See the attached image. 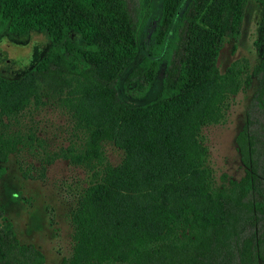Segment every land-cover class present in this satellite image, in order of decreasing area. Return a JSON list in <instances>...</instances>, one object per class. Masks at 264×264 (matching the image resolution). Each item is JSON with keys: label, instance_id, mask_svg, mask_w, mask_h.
<instances>
[{"label": "trees", "instance_id": "trees-1", "mask_svg": "<svg viewBox=\"0 0 264 264\" xmlns=\"http://www.w3.org/2000/svg\"><path fill=\"white\" fill-rule=\"evenodd\" d=\"M248 0H160L154 25L141 33L148 12H140L134 0H0V38L21 44L30 34L45 38L44 52L27 72L38 97L52 96L68 88L71 76L94 80L111 105L106 123L87 139L79 153L68 150L75 163L90 165L98 149L113 141L119 123L132 122L138 111L153 103L176 119L194 106L192 95L202 94L221 74L216 59L223 42L239 32ZM264 8V0H253ZM150 10V11H149ZM6 51L0 58V80L9 75ZM120 72L103 76L108 65ZM3 66V67H2ZM163 66L156 82L155 74ZM27 67V66H26ZM255 78L244 125L235 135L243 175L234 179L220 173L206 183V208L219 218L203 217L190 210L180 217H164L161 233L137 237L121 250V240L109 237L105 246L87 235L83 213L107 199L109 187L94 183L83 190L70 213L73 226L71 253L59 264H259L264 262V60L230 88L236 93ZM157 83L153 98H142ZM41 93V92H40ZM142 98L141 100H135ZM18 140L0 131V162L18 150ZM22 175H27L22 171ZM0 264H45L34 244L21 241L0 203Z\"/></svg>", "mask_w": 264, "mask_h": 264}, {"label": "rangeland", "instance_id": "rangeland-1", "mask_svg": "<svg viewBox=\"0 0 264 264\" xmlns=\"http://www.w3.org/2000/svg\"><path fill=\"white\" fill-rule=\"evenodd\" d=\"M134 3L140 12L151 8L141 33L147 46L160 0ZM20 42L0 38V58L7 53L2 72L22 75L14 82L0 80V131L19 142L18 150L0 162V203L18 238L39 248L45 264H59L71 253L70 213L83 190L97 182L109 187L108 197L90 205L83 219L87 235L103 246L109 237L121 240V250L137 237L151 238L162 232L165 216L195 210L219 218L206 208V183L210 175H243L235 135L245 123L256 80L236 93L230 88L235 77L242 78L264 60L262 6L246 1L237 36L226 39L217 55L218 70H227V76L192 95L195 104L183 118L147 104L132 122L116 125L113 141L104 143L88 166L72 161L68 150L79 153L93 131L106 123L111 105L104 91L92 79L71 76L68 88L47 99L38 97L36 93H51L38 92L25 72L44 52L46 41L30 34ZM121 68L108 65L103 76L115 77ZM162 70L160 66L156 82ZM156 82L143 102L153 98Z\"/></svg>", "mask_w": 264, "mask_h": 264}]
</instances>
